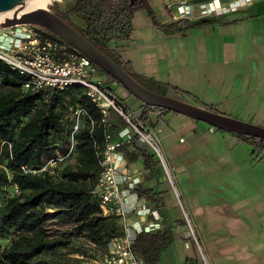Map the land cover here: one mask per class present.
<instances>
[{
	"label": "crops",
	"instance_id": "0c3cea01",
	"mask_svg": "<svg viewBox=\"0 0 264 264\" xmlns=\"http://www.w3.org/2000/svg\"><path fill=\"white\" fill-rule=\"evenodd\" d=\"M150 1L155 0L148 1L151 14L145 9L134 13L130 41L113 45L129 71L167 85L168 93L183 101L244 122L254 120L264 127V32L253 26L254 36L245 35L247 25L250 29L253 21L264 16V0L220 13L212 9L213 14L193 20L167 16L162 23L155 20ZM166 1L170 6L173 0ZM187 23L190 26L180 31L163 30L164 26L178 28ZM111 84L116 92L111 90L140 118V101ZM110 116L116 119L114 114ZM149 117L152 126H147L154 131L170 166L180 205L163 182L160 165L152 172L141 161L128 163L121 153L117 182L128 200L125 225L169 236V244L156 252L157 264H264V232L249 227L232 235L204 229L201 235L193 221L199 214L193 200L211 191H224L228 199H219L220 206L229 209L234 222L242 224L243 208V214L257 216L264 207L263 154H252L253 148L231 133L182 115L152 111ZM201 171L202 190L196 185ZM134 181V188L129 189L128 183ZM137 187L159 194V208L138 198ZM248 206L251 211L246 210ZM122 223L119 220L121 228Z\"/></svg>",
	"mask_w": 264,
	"mask_h": 264
},
{
	"label": "trees",
	"instance_id": "16d2710c",
	"mask_svg": "<svg viewBox=\"0 0 264 264\" xmlns=\"http://www.w3.org/2000/svg\"><path fill=\"white\" fill-rule=\"evenodd\" d=\"M138 9L151 14L147 0H70L63 8L53 4L50 11L138 84L154 93L169 96L167 85L129 71L113 48L114 44L130 41L132 19ZM189 26V23L178 28L168 25L163 30L180 31ZM39 35L41 40L65 43L41 28ZM96 69L108 82L122 88L109 75ZM24 79L0 62V193L6 188L11 190L0 203V233L12 235L9 245L0 251V264H41L42 260L38 258L67 247L73 238H83L96 247H107L112 238L122 235V228L117 217L102 216L93 193L100 171L94 145H103L106 132L116 136L124 125L116 116V119L109 116L106 123H102V115L81 87L22 91ZM181 93L194 98L188 92ZM77 107L82 108L85 116L73 136L75 167L63 162L37 174L23 173L21 167L40 170L45 161L66 154L73 124L71 116ZM152 111L170 112L141 103L140 121L143 124L152 126L149 117ZM231 134L249 144L253 148L252 154L264 156V141ZM136 142V138H132L129 143L122 144L118 152L128 163L141 161L144 169L154 172L159 163ZM13 185L17 187V194L12 191ZM135 191L138 198H144L159 208V194L153 189L137 187ZM48 221L67 228L61 236L52 237L45 229ZM169 242V236L159 231L142 230L135 234L132 249L143 264H157L156 252Z\"/></svg>",
	"mask_w": 264,
	"mask_h": 264
},
{
	"label": "built area",
	"instance_id": "2783aa9c",
	"mask_svg": "<svg viewBox=\"0 0 264 264\" xmlns=\"http://www.w3.org/2000/svg\"><path fill=\"white\" fill-rule=\"evenodd\" d=\"M210 14L203 11L201 17ZM20 27L24 29L0 36V62L25 78L21 83L22 91L37 92L44 89L63 90L69 86L81 87L85 96L102 115V123H106L110 114L121 119L124 126L116 136L106 132L103 145H94L100 171L93 193L98 199L102 216H115L123 222L122 235L109 241L106 254L96 264H143L140 256L132 249L135 234L141 232L142 228L125 225L128 215L125 206L128 200L117 182L118 171L123 161L118 149L135 137L137 145L154 156L173 186L154 131L143 124L140 118L105 85V79L88 59L66 43L51 39L41 40L39 34L27 29L29 26ZM83 116L85 113L80 107H77L71 116L73 124L66 154L45 161L40 170L21 167L22 172L37 174L68 160L74 154L73 136L80 129ZM135 184L136 181L129 182L128 188L133 189ZM12 191L17 194L15 185L12 186ZM144 211L145 214L149 213V210Z\"/></svg>",
	"mask_w": 264,
	"mask_h": 264
},
{
	"label": "rangeland",
	"instance_id": "374dc122",
	"mask_svg": "<svg viewBox=\"0 0 264 264\" xmlns=\"http://www.w3.org/2000/svg\"><path fill=\"white\" fill-rule=\"evenodd\" d=\"M252 1L254 0H203L196 2L193 5L188 3L187 4L180 3L175 6H171L170 7L171 9L169 10L168 8H165V5L167 3L166 0H155L153 2L150 1V6L155 11V20L158 23H162L165 21L167 16L174 15L175 20H193L200 18L202 16L201 14L203 11H207L213 14V12H211L212 9H216L215 12L220 13L222 10L228 11V9L230 8L242 7L244 5L247 6V4L251 3ZM68 2H70V0H56L53 1L48 6V8L50 9L53 4H58L60 5V7L63 8L65 4ZM165 9L168 10L169 15L165 12ZM253 23H255V25L252 24L250 29H249L250 24L247 25L248 31L245 32L246 36H251V37L254 36L253 34L254 30H252L253 26H255V30H263L264 32V16L257 19V21H253ZM23 29H24L23 27L3 29L0 30V36H3V34H9V33L11 34L14 32L16 33L17 30L22 31ZM27 29L31 30L35 34H39L40 32V28L38 27L29 26V28ZM105 85L111 88L114 92H116L115 88H112L110 86L112 84L107 80H105ZM119 90H123V89L120 88ZM169 97H176V96H174L173 94H169ZM249 124L256 125L254 120ZM67 145L68 143L66 144V146ZM163 158L167 165V169L170 178L173 182V186H171L170 182L168 181L166 173L164 172L163 168L160 166L163 182L167 185L169 189L172 190L173 192L172 194L175 197L176 204L180 205L178 204L179 200L176 196V192L174 189L175 188L174 179L169 170L170 166L168 167L167 164L168 162L166 161L164 155ZM64 164L67 165L69 164L68 166L74 168L75 167L74 156L72 155L68 160L65 161ZM58 166L59 165H56V167ZM199 168L202 169V165H200ZM202 178L203 176L201 171L199 175V180L196 182V185L201 190L203 188ZM9 190H10L9 188H6L5 192L0 193V203L3 202V199L6 196L10 195V193H8ZM219 199H223V201L228 199V197L225 196L224 191L223 193L220 194L219 192L211 191L210 195L207 196H203V193H201L198 195V198H195L193 200L194 203H196V206L198 207L197 211H199L198 216L194 217L193 221H195V225L199 229V233L201 235L204 229H206L207 233L209 232L225 233L226 231L233 233L232 235H235V233L240 234V232L244 233L246 231V228L249 227H252L254 231H257L259 233L264 232V207L258 212L257 216H255L254 214L249 215L250 213L243 214L244 213V208H243L240 215V218H242V224H238L234 222L233 217L229 214V209L225 206H220L221 204ZM251 209L252 208L250 206L246 208L247 211H251ZM250 217H252V220H250ZM220 224H222L223 227H221ZM66 228H67L66 226H61L60 224H57L55 221H48L45 225V229L47 230L48 234L52 237L61 236V233ZM228 229L230 231H228ZM11 237L12 235L0 233V251L9 245ZM106 252H107V247H96L90 244L89 242H87V240L83 238H73L67 247L44 254L38 259L42 260L41 264H73L75 261L78 262L77 264H96L100 262V260L106 254ZM166 260L170 263L172 258L168 255Z\"/></svg>",
	"mask_w": 264,
	"mask_h": 264
},
{
	"label": "water",
	"instance_id": "95a60500",
	"mask_svg": "<svg viewBox=\"0 0 264 264\" xmlns=\"http://www.w3.org/2000/svg\"><path fill=\"white\" fill-rule=\"evenodd\" d=\"M23 1L25 0H0V14ZM20 26L38 27L55 35L109 75L121 85L123 90L143 104L203 122L216 130L264 141V127L252 125L192 103L147 90L138 84L125 70L85 40L76 30L53 14L49 8H40L5 19L0 24V30Z\"/></svg>",
	"mask_w": 264,
	"mask_h": 264
},
{
	"label": "bare ground",
	"instance_id": "6f19581e",
	"mask_svg": "<svg viewBox=\"0 0 264 264\" xmlns=\"http://www.w3.org/2000/svg\"><path fill=\"white\" fill-rule=\"evenodd\" d=\"M56 0H25L18 4L17 6L7 9L5 12L0 14V24L8 18H12L17 14H23L26 12H31L40 8H48V6Z\"/></svg>",
	"mask_w": 264,
	"mask_h": 264
},
{
	"label": "flooded vegetation",
	"instance_id": "af4514ba",
	"mask_svg": "<svg viewBox=\"0 0 264 264\" xmlns=\"http://www.w3.org/2000/svg\"><path fill=\"white\" fill-rule=\"evenodd\" d=\"M149 0H147V3H148ZM199 1H203V0H173L172 3L170 4V6H167L166 4V8H168L169 10L171 9L170 7L171 6H175L177 4H180V3H188V4H195L196 2H199ZM183 8V7H182Z\"/></svg>",
	"mask_w": 264,
	"mask_h": 264
}]
</instances>
